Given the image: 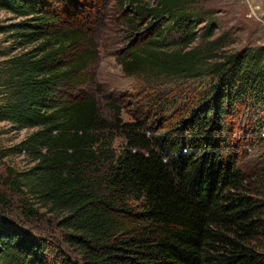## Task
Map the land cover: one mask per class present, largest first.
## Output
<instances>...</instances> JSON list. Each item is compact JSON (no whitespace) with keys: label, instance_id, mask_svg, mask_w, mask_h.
Returning a JSON list of instances; mask_svg holds the SVG:
<instances>
[{"label":"trees","instance_id":"16d2710c","mask_svg":"<svg viewBox=\"0 0 264 264\" xmlns=\"http://www.w3.org/2000/svg\"><path fill=\"white\" fill-rule=\"evenodd\" d=\"M80 1L0 0L21 18L1 27L21 51L4 53L0 121L30 130L18 148L33 161L9 166L6 183L25 219H53L65 232L60 239L9 218L0 193V264H264V156L251 167L240 158L262 137H237L225 122L239 110L264 115L263 53L205 67L213 47L191 48L201 15L185 0H121L133 24H163L119 57L126 75L161 86L216 78L180 121L181 133L156 139L143 120L124 121L119 106L105 109L83 91L98 53L90 28L74 22L90 9ZM246 124L255 130L264 119Z\"/></svg>","mask_w":264,"mask_h":264},{"label":"rangeland","instance_id":"374dc122","mask_svg":"<svg viewBox=\"0 0 264 264\" xmlns=\"http://www.w3.org/2000/svg\"><path fill=\"white\" fill-rule=\"evenodd\" d=\"M83 1V2H81ZM84 8V1L81 0ZM90 3L87 13H80L76 23L83 28H90L96 45L98 58L89 69L94 80L83 87L88 95H95L100 106L108 109L111 105L119 106L124 121L143 120L148 127V135L153 138L178 136L181 133L180 121L188 117V109L194 106L199 99L206 96L211 85L216 83L212 73L186 81L171 80L164 86L158 85V80H149L146 77H132L126 75L122 69L119 57L133 45L139 44L146 36H155L160 33L163 24L160 20L145 18L138 25L130 21L132 15L130 6L122 5L121 0H86ZM85 1V2H86ZM156 3L157 0H150ZM186 7L197 16L196 22L198 38L191 48L199 50L213 47V59L205 64L209 67L215 61L242 54L244 51H260L264 56V0H185ZM86 6V5H85ZM67 7L72 8L70 5ZM21 18L0 9V102L4 99L5 87L1 83L4 73L5 52L14 50L15 44L11 37L10 26ZM94 21V23H93ZM213 24V36L206 39L210 32L209 25ZM174 35H168L170 44ZM216 42L209 45L210 42ZM21 50H14L19 52ZM202 54L205 52H201ZM207 53V52H206ZM264 68V57L262 59ZM233 117H226L229 125L227 131L233 135H253L259 143L247 145L240 158L250 160V167L264 156V126L254 130V124L249 127L251 120L264 119L263 113H251L249 110H239ZM233 124L231 126V120ZM30 130H15L6 121H0V193H4L10 204L2 206L6 216L20 221L29 229L41 227L44 230H53V237L60 239L65 232L60 230L53 219H39L37 223L25 219L18 195L11 192L6 183L7 168L13 167L20 171L33 165V161L24 151H20L18 144L29 134ZM260 139V138H259ZM117 138L115 145L122 142ZM263 146V147H262ZM247 153V154H246ZM134 206V210L138 211ZM51 215V214H49ZM52 217V216H50ZM56 219V218H54ZM64 244V243H62ZM66 247V246H65ZM66 249H68L66 247ZM68 251H71L68 249Z\"/></svg>","mask_w":264,"mask_h":264}]
</instances>
